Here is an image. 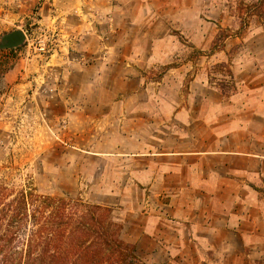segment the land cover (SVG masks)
I'll list each match as a JSON object with an SVG mask.
<instances>
[{
	"label": "rangeland",
	"instance_id": "1",
	"mask_svg": "<svg viewBox=\"0 0 264 264\" xmlns=\"http://www.w3.org/2000/svg\"><path fill=\"white\" fill-rule=\"evenodd\" d=\"M254 1L0 0V37L26 35L13 48L0 39V183L111 208L143 264H264V223L263 254L202 250L188 263L176 238L137 236V189L113 186L132 161L118 150L172 142L153 137L181 128L157 123L174 106L205 143L264 153V22L245 12ZM115 55L144 92L122 88L120 64L97 73Z\"/></svg>",
	"mask_w": 264,
	"mask_h": 264
},
{
	"label": "crops",
	"instance_id": "2",
	"mask_svg": "<svg viewBox=\"0 0 264 264\" xmlns=\"http://www.w3.org/2000/svg\"><path fill=\"white\" fill-rule=\"evenodd\" d=\"M123 61V57L115 55L111 63L101 64L97 73L105 75L104 68L120 66L125 70H120L122 88H127L126 92H144L146 88L134 85L139 72L122 66ZM123 72H131L132 76ZM166 104L172 107V102ZM182 111L174 106V110L159 116L157 123L181 125L179 129H169L168 135L164 131V135L153 137L159 141L170 139L171 143L164 144L167 148L115 153L132 159L127 166L122 165L125 175L113 186L123 192L137 189L139 198L134 200L140 208L135 212L139 223L133 230H137V236L176 238L181 243L180 258L188 263L192 253L202 250L232 252L239 258V253L244 258L253 252L263 254L264 202L257 187H264V153L220 149L214 136L205 143L198 132L187 131L189 122ZM182 253H189V258ZM197 261L195 257L193 264Z\"/></svg>",
	"mask_w": 264,
	"mask_h": 264
},
{
	"label": "trees",
	"instance_id": "3",
	"mask_svg": "<svg viewBox=\"0 0 264 264\" xmlns=\"http://www.w3.org/2000/svg\"><path fill=\"white\" fill-rule=\"evenodd\" d=\"M264 22V0L249 5ZM0 264H143L111 208L0 183Z\"/></svg>",
	"mask_w": 264,
	"mask_h": 264
},
{
	"label": "water",
	"instance_id": "4",
	"mask_svg": "<svg viewBox=\"0 0 264 264\" xmlns=\"http://www.w3.org/2000/svg\"><path fill=\"white\" fill-rule=\"evenodd\" d=\"M25 38V33L20 29L10 31L0 37L1 41L3 42L1 44V47L13 48L19 46L21 43L24 42Z\"/></svg>",
	"mask_w": 264,
	"mask_h": 264
}]
</instances>
